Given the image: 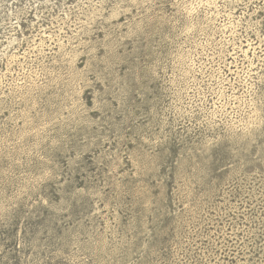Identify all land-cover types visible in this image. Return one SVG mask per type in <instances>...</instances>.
<instances>
[{
  "label": "rangeland",
  "instance_id": "obj_1",
  "mask_svg": "<svg viewBox=\"0 0 264 264\" xmlns=\"http://www.w3.org/2000/svg\"><path fill=\"white\" fill-rule=\"evenodd\" d=\"M0 264H264V0H0Z\"/></svg>",
  "mask_w": 264,
  "mask_h": 264
}]
</instances>
